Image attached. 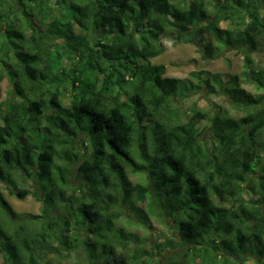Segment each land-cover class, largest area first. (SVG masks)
Here are the masks:
<instances>
[{
  "label": "trees",
  "instance_id": "16d2710c",
  "mask_svg": "<svg viewBox=\"0 0 264 264\" xmlns=\"http://www.w3.org/2000/svg\"><path fill=\"white\" fill-rule=\"evenodd\" d=\"M163 37L199 41L206 59L236 49L243 69L165 76V65L151 62ZM258 51L264 0H0V81L9 82L0 92V182L23 197L17 178L35 175L43 203L26 221L0 189L2 264H70L80 248L85 264L150 261L118 225L128 212L147 223L148 214L173 218L179 235L167 245L187 246L169 264H245L251 256L264 264ZM200 89L224 94L244 114L220 104L179 108ZM26 232L49 255H35Z\"/></svg>",
  "mask_w": 264,
  "mask_h": 264
},
{
  "label": "rangeland",
  "instance_id": "374dc122",
  "mask_svg": "<svg viewBox=\"0 0 264 264\" xmlns=\"http://www.w3.org/2000/svg\"><path fill=\"white\" fill-rule=\"evenodd\" d=\"M95 38H98V35H95ZM162 42L164 45V50L158 56L151 59L153 64H163L166 67L165 76L171 77H186L189 72L192 70H209L212 72L220 73H240L243 69L244 64V55L236 49H227L223 52L222 56L218 58H203L199 50V41L195 42H184L177 41L169 37H163ZM255 63L258 68L264 67V52L258 51L253 53ZM243 86L251 92H258L256 86L251 83H243ZM9 89V82L6 78L0 81V92L3 94V97L6 96L7 90ZM220 104L228 108L234 116H241L244 113L238 111L234 108L229 99L224 94H211L206 89H200L194 94H190L187 97H184L179 101L180 109L190 110L194 105L199 106L200 108L212 110L215 105ZM208 120H203L200 122L201 128L209 125ZM202 138L208 141L209 144H212L213 138L212 131L210 128L203 129ZM85 137V136H84ZM83 138L79 139V145H82ZM130 178L133 182L145 181L144 174H134L129 171ZM19 188L26 189V194L21 197L18 194H10L9 190L5 185L0 182V189L3 191L5 197L12 204L13 208L20 214L24 215V219L28 221L32 215H37L41 213L42 210V201L39 198V194H42V188L40 182L34 176H26V182L22 183L17 178ZM79 181H73V183H78ZM82 191H78L80 194ZM144 207V204L141 205ZM150 223H147L143 217H139L138 214L124 215L118 225L124 227L126 232L135 234L141 242L140 246L152 253V260H146L145 263L141 264H169L170 261H178L182 259V254L184 248L187 245H182L180 239L178 242L171 248L167 245V242H173L178 238V231L174 227L173 218L170 216H153L148 214ZM141 219V221H140ZM20 227V225L18 226ZM27 232L22 236V241L26 240L27 246L35 252V255L39 257H46L49 253L44 249L40 250V247L34 245L30 240V234L28 237ZM139 246V245H136ZM129 248H132L129 245ZM79 252V253H78ZM135 253V250H130V254ZM142 258L145 259V256ZM71 262L70 264H85L87 262L86 251L84 248H80L78 251L72 252L70 254ZM2 264V259L0 260ZM245 264H258L256 257H249Z\"/></svg>",
  "mask_w": 264,
  "mask_h": 264
}]
</instances>
